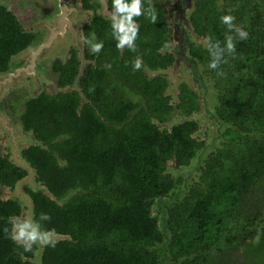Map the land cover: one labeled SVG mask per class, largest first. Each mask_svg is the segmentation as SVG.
Masks as SVG:
<instances>
[{"label":"trees","instance_id":"1","mask_svg":"<svg viewBox=\"0 0 264 264\" xmlns=\"http://www.w3.org/2000/svg\"><path fill=\"white\" fill-rule=\"evenodd\" d=\"M1 20L0 14V54H8L17 48V32ZM259 41L257 37L256 47L253 42L240 46L244 59L253 65L251 78L246 80L255 89L256 100H252H262L264 105V59L256 60L264 46L259 49ZM235 48L238 51L239 46ZM114 73L135 91L147 79L142 69L133 71L132 67L116 68ZM108 75L100 67H88L82 77L83 95L71 90L42 101L46 105L35 99L23 116L35 138L25 150L26 159L36 169L40 185L48 190L29 189L34 218L47 213L51 219L43 227L53 230L57 241L54 248L44 246L43 263L219 264L220 255L198 250L197 262L192 255L198 245L212 248L222 235L232 239L231 230L226 232L233 223L228 209L264 180V130L256 124L253 135L239 140L241 147L235 146L232 152L219 148L203 159L200 181L192 180L181 198L175 195L172 202L164 203L169 234L164 233L152 208L157 199L174 196L175 187L183 183L184 177L170 168L190 164L199 148L192 137L196 127L190 122L170 132L160 130L152 120L161 115L158 92L152 98L147 92V107L131 114L136 105L113 94ZM82 96L92 97L82 104ZM238 105L242 112V103ZM245 147L251 154L241 166L237 155L231 160L228 154ZM47 148L62 153L67 163L61 166ZM6 167L0 168V183L13 171L12 166ZM25 174L14 167L12 184ZM76 188L77 193L62 202L67 191ZM24 208L15 199L0 198V264H34L35 245L24 252L5 231L11 228V217L23 215Z\"/></svg>","mask_w":264,"mask_h":264},{"label":"flooded vegetation","instance_id":"2","mask_svg":"<svg viewBox=\"0 0 264 264\" xmlns=\"http://www.w3.org/2000/svg\"><path fill=\"white\" fill-rule=\"evenodd\" d=\"M191 5L190 8L185 0H143V7L153 9L157 20L152 23L143 15L134 18L140 27L135 41L137 48L133 52L127 48H116L110 23L112 0H107L106 5H103L101 0H0L1 23L8 24L11 32H17V48L11 53L0 54V113L20 126L23 132V138L19 142L21 155L25 159L28 157L25 150L30 148L35 139L33 128L27 127L23 118L28 112L29 103L36 99L40 105H46L42 101L54 100L60 97L59 94L71 90H77L83 95L82 77L88 67H100L106 74L109 73L108 79L113 94L136 105L137 108L135 107L131 114L147 107V92L151 98L152 94L158 92L162 99L161 115L153 116L152 120L160 130L170 132L173 127L190 122L195 125L196 130L192 137L197 140L195 142L199 148L194 150L190 164L171 169H184L197 161L198 153L205 144L197 136L199 128L215 129L217 133L220 132L221 137L219 144L202 155V158L210 157L211 153L215 154L219 148L232 152L235 146L241 147L240 142L256 132V124L264 130V105L262 100L253 101L256 100L255 89L251 83L246 82L251 78L253 65L244 59L240 46L243 45L241 42L254 44L257 37L260 38L261 44L258 43V48L264 46V0H191ZM223 15L234 16V24L245 27L249 33L248 38L240 41L235 38L234 33H229L227 26L221 22ZM76 29L79 31L78 36H74ZM178 33L185 38L186 47L195 62L185 57L183 46L181 49L179 43L175 44L176 40L179 41ZM229 34L234 36V43L239 46V52L235 50L231 55L226 54L225 61L223 60L217 69H210L208 64L211 57L206 46V37L211 36L223 46L225 36ZM92 35L104 43L99 54L91 53L88 43L85 42ZM149 43L153 46H148ZM41 46H44L43 49L36 52ZM137 56L142 58L141 69L147 79L146 83L140 84L138 91H135L119 79L114 70L132 67ZM257 57L256 60L259 61L264 59V52ZM161 60L163 61L159 62ZM72 69L76 70L74 74L70 71ZM126 70L131 73L130 69ZM166 70L171 73L168 74ZM185 71L190 74V83H186L187 78H184L185 82L177 87L178 80ZM168 75L171 76L172 82L174 81L177 92L172 90ZM147 85H151V89L147 90ZM31 92L33 96H30ZM82 97L84 104L90 102L88 98L92 96ZM238 103H242V112H239ZM177 114L181 117H177ZM39 115L45 116L37 114L36 117ZM98 115H101V112ZM101 118L105 119L102 115ZM0 130V168L7 169L6 165L13 167V171L2 177L4 183H0V198L15 199L25 207L20 197L5 196L16 190L28 171L14 159L13 149L11 152L2 151V143L9 132H6L2 124ZM60 137L64 138L65 135L58 136V139ZM25 138L27 139L24 140ZM10 148L12 146L8 145L7 149ZM249 150L245 147L228 155L232 157L231 160L237 155L242 166L251 154ZM48 152L54 154L61 166L67 163V160L62 158V153L51 148ZM27 162L35 170L36 184L26 183L22 187L25 193L30 194L29 189L36 191L44 186L38 181L36 169L28 160ZM14 167L21 168L26 174L12 184ZM198 169L199 165L196 173L191 175L192 180L200 181L202 174ZM259 182L264 180L255 183L249 193L242 196V202L228 209L233 214V223L226 232L228 234V230H231L232 239L228 240L222 235L220 242L211 244L212 248L209 249L198 245L192 255L193 261L197 262L195 256L198 257L200 250L203 253L208 251L220 255L219 264H245L244 256L240 257L238 247L247 241H253L249 264H264V244L258 248V236L264 232V218L261 210L253 212L247 204L249 195ZM77 190L69 189L62 202L77 193ZM26 210L27 207L19 217L25 218Z\"/></svg>","mask_w":264,"mask_h":264},{"label":"clouds","instance_id":"3","mask_svg":"<svg viewBox=\"0 0 264 264\" xmlns=\"http://www.w3.org/2000/svg\"><path fill=\"white\" fill-rule=\"evenodd\" d=\"M144 16L150 22L155 23L157 16L155 11L150 8L143 7V0H112V12L110 16L112 38L116 41V48L123 50L125 48L135 52L139 32V23L135 17ZM221 22L227 26L229 33H234L235 38L243 41L249 36L248 31L243 26L234 24L235 17L232 15H223ZM207 49L211 57L208 67L217 69L224 60L225 55L235 53L234 36L226 35L223 46L219 41H214L211 36L206 37ZM89 45V51L93 54H99L104 47L103 41H98L95 35L85 41ZM142 67V58L137 56L133 61V71L140 70ZM222 74V73H221ZM51 217L41 212L37 218L28 216L21 218L19 216L10 220L11 228L5 229L8 238L11 239L18 247L23 248L24 252L33 250V245H41L48 247L56 246L53 230H46L43 222L49 221Z\"/></svg>","mask_w":264,"mask_h":264},{"label":"rangeland","instance_id":"4","mask_svg":"<svg viewBox=\"0 0 264 264\" xmlns=\"http://www.w3.org/2000/svg\"><path fill=\"white\" fill-rule=\"evenodd\" d=\"M165 72H168V74L171 73L170 70L169 71L166 70ZM168 77H169V81L172 84V90L174 92H177V87H179L180 83L185 82L184 78H187L186 83L187 82L190 83V74L188 72H186V71H185V73L183 72V76L178 80L177 87L174 86V84H173L174 81L172 82L171 76L168 75ZM170 87H171V85H170ZM32 94H33V92H31L30 96H33ZM25 95L26 94H24V96ZM176 100H177V98H176ZM177 117L180 118L181 115L177 114ZM5 118L8 121V123L14 128L15 133H14V135H12L10 133V131L7 129V127L2 122L0 123V124H2L5 127L6 132H9V135L6 137V139H4V141L2 143L3 144L2 151L3 152L4 151L11 152V150L13 149V146L15 145L16 141H18V143H19L21 141V138H23V132H22L20 126H18L17 122H15L14 120L10 119L8 116H5ZM0 134H1V130H0ZM218 134L220 135V132L217 133V130H215V129L212 130L209 127H207V129H204V130L199 128L198 131H197V136L199 137L200 140H203L205 144H204L203 149H200V151L198 153L199 157L197 158V161L194 162L189 167L184 168V169H180V168L179 169H171L170 168L172 173L175 174V175L176 174L177 175L180 174L183 177L185 176L184 173H186L187 175H190V180H189V183H188V186H189V184L192 182L191 175H194L196 173L197 165H200L203 162L204 158H202V155H204L207 151L213 149V147L216 144H219L221 137L218 136ZM14 136H15V139H14ZM26 139L27 138H25L24 140H26ZM13 142H14V144H13ZM7 144L12 146V148L7 149L8 148ZM19 149H20V147H19ZM13 153H14V150H13ZM33 184H36V183L34 182ZM184 190H185V186H184V181H183V183L180 184L179 186H177V188L174 190V196H172V194H170L168 197H164V198H160V199L156 200V203L153 205L152 209H153L154 213L158 216L160 226H161V220L163 219L162 216L165 213L164 203L166 201L172 202L174 197H175V195H176V197L178 195V198H180V196L183 195ZM11 195L19 198V196H17L16 194L14 195V192H12L10 194H6L5 196H11ZM249 196H250L249 197L250 199H248V202H247L248 206L252 209L253 212H256L257 210H261L260 212H262V215H263V218H264V182H259L255 186V189H254L253 193L251 195H249ZM22 202L24 204L23 200H22ZM25 207H27V206L25 205ZM258 238H259L258 248H260L261 246H263L262 244H264V232H262L261 235L258 236ZM252 243H253V241H251V242L247 241L245 244H243L241 246L239 245V247H238V252L241 254L240 257L244 256L243 257V261H244L245 264H249V262H250V254L249 253L253 249ZM35 250H36V248H35ZM35 250H34V253H35ZM238 252H235V253H238Z\"/></svg>","mask_w":264,"mask_h":264},{"label":"water","instance_id":"5","mask_svg":"<svg viewBox=\"0 0 264 264\" xmlns=\"http://www.w3.org/2000/svg\"><path fill=\"white\" fill-rule=\"evenodd\" d=\"M101 1H102L103 5H106L107 0H101ZM185 1L188 3V6L191 8L192 7L191 0H185ZM78 35H79V31H78V29H76L74 36H78ZM178 37H179L178 38L179 41L176 40L175 44L179 43L178 45H179V47L181 49H182V46H183L184 47L185 57L186 58L188 57V59L190 61H192V62L194 61L195 62V60L191 57V55L189 54V51H188V49L186 47L185 38L182 35H179V33H178ZM43 47L44 46L38 47L36 49V52H39L40 50H42ZM12 76H14V75H12ZM0 122H2L7 127V129L10 131V133L12 135H14L15 130L8 123V121L6 120L5 116L2 115L1 113H0ZM218 136H220V135L218 134ZM14 139H15V136H14ZM13 144H14V142H13ZM13 150H14V153H13L14 159L18 160L19 163L23 166V168H25L28 171V174L18 183V185L16 187V190L14 191V195L16 194L17 196H19L24 201V204L27 206L26 217L32 216L34 218V203H33V199H32L30 194H27V193H25L23 191V187L22 186L24 184H26V183L33 184L35 182V170L30 166V164L27 162V160L21 155L20 150H19L18 141H16L15 145L13 146ZM184 174H185V176H184L185 190H184L183 195L189 189L188 183H189V180H190V175H187L186 173H184ZM42 189L48 191L46 187H43ZM182 196H180V198ZM177 197H178V195H177ZM166 218H167V213L165 212L164 216H163V219L161 220V226L160 227H161V230L164 233L169 234L167 226L165 225ZM43 248H44V246H41V245L37 244V247H36V250H35V253H34V258L32 259L34 264H44L43 263V258H42Z\"/></svg>","mask_w":264,"mask_h":264}]
</instances>
